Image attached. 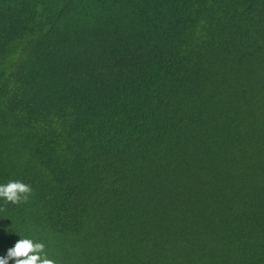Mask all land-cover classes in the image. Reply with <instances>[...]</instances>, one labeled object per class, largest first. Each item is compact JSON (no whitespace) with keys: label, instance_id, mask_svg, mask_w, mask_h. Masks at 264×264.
<instances>
[{"label":"trees","instance_id":"obj_1","mask_svg":"<svg viewBox=\"0 0 264 264\" xmlns=\"http://www.w3.org/2000/svg\"><path fill=\"white\" fill-rule=\"evenodd\" d=\"M10 180L0 256L264 264V0H0Z\"/></svg>","mask_w":264,"mask_h":264},{"label":"clouds","instance_id":"obj_2","mask_svg":"<svg viewBox=\"0 0 264 264\" xmlns=\"http://www.w3.org/2000/svg\"><path fill=\"white\" fill-rule=\"evenodd\" d=\"M31 193V186L20 180H10L6 184H0V199L5 201V207H0V212L6 211L8 203L19 205L28 202ZM21 237L8 249L5 256H0V264H10V261H14V264H59L57 259L48 255L43 242Z\"/></svg>","mask_w":264,"mask_h":264}]
</instances>
